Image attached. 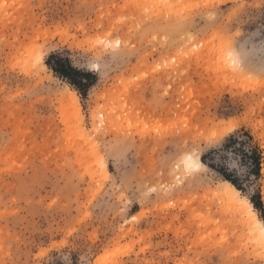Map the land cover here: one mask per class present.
I'll return each mask as SVG.
<instances>
[{"label": "rangeland", "instance_id": "rangeland-1", "mask_svg": "<svg viewBox=\"0 0 264 264\" xmlns=\"http://www.w3.org/2000/svg\"><path fill=\"white\" fill-rule=\"evenodd\" d=\"M0 5V264H255L211 193L225 179L184 159L231 172L264 223V0ZM51 54L89 76L70 84Z\"/></svg>", "mask_w": 264, "mask_h": 264}, {"label": "bare ground", "instance_id": "bare-ground-1", "mask_svg": "<svg viewBox=\"0 0 264 264\" xmlns=\"http://www.w3.org/2000/svg\"><path fill=\"white\" fill-rule=\"evenodd\" d=\"M219 3V2H218ZM67 102L68 106L72 109L73 114L77 117L78 120H82V115L80 111V107L78 104V97L75 91H67ZM93 116V115H92ZM185 164L187 167H204L205 165L201 162L200 158L198 155H190L188 154L185 159ZM103 171L104 173H107L105 166H103ZM231 184L229 181L224 180L221 182V186L211 190V193L215 196H217L221 202L223 200L224 204H228V207L233 206L234 210L239 214H241V217L245 220L246 225L249 228V235L250 239L257 248H262V242H264V223L263 221L257 216V213L255 209L253 208L252 203L249 201V199L243 195L240 196V198H236L233 196L230 190H228L225 185ZM233 188L236 189L237 192L240 193V191L233 185L231 184ZM213 191V192H212ZM241 194V193H240ZM247 198L249 201V204L251 205L252 211L251 213L249 212L248 208L243 207L240 204V199ZM223 204V206H224ZM230 205V206H229ZM264 249V248H263Z\"/></svg>", "mask_w": 264, "mask_h": 264}, {"label": "trees", "instance_id": "trees-1", "mask_svg": "<svg viewBox=\"0 0 264 264\" xmlns=\"http://www.w3.org/2000/svg\"><path fill=\"white\" fill-rule=\"evenodd\" d=\"M53 61V62H51ZM47 65L49 68H51L58 76L62 77L63 79H66L70 84L75 86H80V82H77L74 78V75H83L85 77H88L89 74L85 72H81L77 70L75 67H73L69 60L67 58H63L57 54H51L47 60ZM249 141L251 140V137L248 136ZM238 138L231 135L227 139V143H225V148L230 149L232 151L236 150L235 144L241 143L238 142ZM238 150V149H237ZM250 154H245L247 158L250 160V165H252L251 171L258 172L259 170V164H260V152L257 146H252L249 149ZM201 162L207 164L210 168H213L217 170L223 179L229 181L231 184H233L236 188L240 189L239 184L236 182V178H233L231 172H226L223 168H217V166L214 163H208L205 162V157H201ZM251 202L253 203L254 207L260 208V203L258 201L253 200V198H250Z\"/></svg>", "mask_w": 264, "mask_h": 264}, {"label": "snow or ice", "instance_id": "snow-or-ice-1", "mask_svg": "<svg viewBox=\"0 0 264 264\" xmlns=\"http://www.w3.org/2000/svg\"><path fill=\"white\" fill-rule=\"evenodd\" d=\"M5 5H0V7H4ZM54 43V41H53ZM45 47H48V45L46 44ZM58 47V46H57ZM50 51H55V49H50ZM44 62V52L43 50L40 51V53L38 55L35 56V63L33 65L34 69L39 70L40 65ZM47 71V69H45V72ZM61 88H64L65 91H71L70 87H65V85L63 83L60 84ZM230 122H226L225 127H226V133H232L234 132L235 129V124L233 123L231 126H228ZM213 142L216 144L221 143L222 141L220 139H213ZM234 168L236 167L235 164L232 165ZM225 187L231 191V193L233 194L234 197L236 198H240L241 194L239 192L236 191L235 188L232 187L231 184L229 185H225ZM240 204L245 207L248 208L249 212L251 213L252 211H254L251 207V205L249 204V201L247 198L244 199H240ZM135 219V217L133 218ZM262 248H264V242H262ZM247 264H253V262L251 260H249L247 262ZM255 264H264V252H262L259 256V259H257L255 261Z\"/></svg>", "mask_w": 264, "mask_h": 264}]
</instances>
